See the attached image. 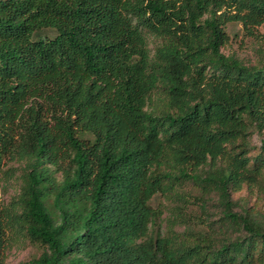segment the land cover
Instances as JSON below:
<instances>
[{
    "label": "trees",
    "instance_id": "1",
    "mask_svg": "<svg viewBox=\"0 0 264 264\" xmlns=\"http://www.w3.org/2000/svg\"><path fill=\"white\" fill-rule=\"evenodd\" d=\"M235 23L255 37L264 0H0V191L25 163L0 264L14 231L43 249L22 264H264V217L233 199H264V63L223 53ZM187 179L220 224L150 237Z\"/></svg>",
    "mask_w": 264,
    "mask_h": 264
},
{
    "label": "rangeland",
    "instance_id": "2",
    "mask_svg": "<svg viewBox=\"0 0 264 264\" xmlns=\"http://www.w3.org/2000/svg\"><path fill=\"white\" fill-rule=\"evenodd\" d=\"M230 37L229 44L222 49L226 56H234L248 65L264 63V24L258 28L255 37L245 35L240 24H229L226 29ZM41 37L53 38L55 32L46 30L40 34ZM155 42L150 39V49L154 51ZM160 98L154 102V106L161 107ZM262 134L254 133L251 145L252 153L260 146ZM25 163L13 161L7 164L5 179L1 187V199L5 205H10L21 194L24 185ZM202 174V171L194 172L193 175ZM61 177L60 175H58ZM217 196L210 194L207 187L198 179L182 180L176 184L174 191L168 195L158 194L150 202L154 210H162L160 216L151 226L149 236H169L174 233L202 232L211 230L218 226L221 217ZM233 199L238 206H247L256 211L258 216L264 217V199L257 188L244 189L235 193ZM255 213V212H254ZM264 222V221H263ZM214 224V225H212ZM217 230V229H216ZM43 252L42 247L29 243L27 237L20 231L12 233V246L7 252V264H22L38 258Z\"/></svg>",
    "mask_w": 264,
    "mask_h": 264
}]
</instances>
